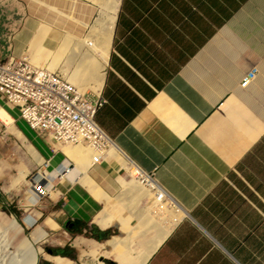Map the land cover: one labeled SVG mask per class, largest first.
Instances as JSON below:
<instances>
[{
	"label": "crops",
	"instance_id": "0c3cea01",
	"mask_svg": "<svg viewBox=\"0 0 264 264\" xmlns=\"http://www.w3.org/2000/svg\"><path fill=\"white\" fill-rule=\"evenodd\" d=\"M28 46L81 89L102 74L113 143L84 161L5 126L0 213L53 237L56 264H264V0H0V59Z\"/></svg>",
	"mask_w": 264,
	"mask_h": 264
},
{
	"label": "built area",
	"instance_id": "2783aa9c",
	"mask_svg": "<svg viewBox=\"0 0 264 264\" xmlns=\"http://www.w3.org/2000/svg\"><path fill=\"white\" fill-rule=\"evenodd\" d=\"M256 74L254 66L241 85L249 84ZM0 99L18 110L17 115L11 114L13 123L22 119L43 138L57 144L88 146L95 159L102 158L113 143L96 121V113L106 99L81 90L63 71L51 70L39 58L35 60L30 46L19 56L0 59ZM46 174V168L39 166L28 177L39 198L49 195ZM138 179L151 186L157 200L163 199L164 191L151 182L150 175Z\"/></svg>",
	"mask_w": 264,
	"mask_h": 264
},
{
	"label": "bare ground",
	"instance_id": "6f19581e",
	"mask_svg": "<svg viewBox=\"0 0 264 264\" xmlns=\"http://www.w3.org/2000/svg\"><path fill=\"white\" fill-rule=\"evenodd\" d=\"M105 8L108 9L109 11H112L113 13H115V9L113 6H109V7H105ZM108 20H109V22H112V24H113L114 17L112 15H109ZM101 75H99V80H97L94 84L89 85V87H92L98 93L101 90V84H102ZM75 77H76V79L78 78L77 75H75ZM82 89H84V88H82ZM0 120L8 127L9 130H11V131L17 133L19 136L23 137L20 130H18L16 128V126L14 125L15 123L13 124L11 114L1 105H0ZM64 147H65V145H64ZM65 150L70 156L71 155L82 156L87 151V149L85 147L81 146V144L69 145V146H67V148ZM91 153L93 154V152H91ZM85 158L86 157L84 156V159ZM82 159H83V157H82ZM86 160H87V158L84 161H86ZM81 161H83V160H81ZM133 179H135V178H133ZM0 224H1L0 226H4L6 228V230L1 231V236H0V264H38L39 254L43 253V249L40 246H39V248H35L34 243H36L39 238H42V237L44 238L45 235L44 234L35 235L32 239L28 240V242L23 246V248L21 250H18L15 253H11L9 251V247L12 246V243H13V241H11V240L14 238V236H16V234H18L19 232L22 231V227L16 218H13V217L9 218L6 216L0 217ZM5 260H6V263L3 262Z\"/></svg>",
	"mask_w": 264,
	"mask_h": 264
},
{
	"label": "rangeland",
	"instance_id": "374dc122",
	"mask_svg": "<svg viewBox=\"0 0 264 264\" xmlns=\"http://www.w3.org/2000/svg\"><path fill=\"white\" fill-rule=\"evenodd\" d=\"M112 41V40H111ZM32 45H33V42H31L30 43V46L32 47ZM45 45H47L49 48H51V49H54V44H52V42H49V44L48 43H45ZM111 46H112V42H111ZM32 49H33V47H32ZM34 50V49H33ZM32 51V50H31ZM54 51V50H53ZM60 51H61V49L58 47L57 48V52L59 53V54H62V52H63V46H62V52L60 53ZM33 53V52H32ZM61 60H62V57H61ZM72 65V64H71ZM73 67V66H72ZM56 69V68H55ZM99 71H103V70H99ZM64 72V71H63ZM71 80V79H70ZM72 81V80H71ZM91 81H92V78H90L89 79V81H88V85L89 84H91ZM73 82V81H72ZM74 83V82H73ZM75 84H76V82H75ZM87 91H90V93L93 91L90 87H88L87 89H86ZM93 93V92H92ZM94 95L97 97V96H100L96 91L94 92ZM0 105L3 107L4 106V103H3V101L0 99ZM6 107V106H5ZM9 113L11 112L12 114H16L17 115V112H18V110L17 109H11V110H9L8 111ZM10 113V114H11ZM20 122H21V120H20ZM26 123V122H25ZM4 126H3V125ZM26 125L28 126V124L26 123ZM5 124L0 120V133L2 132H4V130H5ZM7 127V126H6ZM29 127V126H28ZM30 128V127H29ZM36 132V131H35ZM37 133V132H36ZM38 134V133H37ZM39 135V134H38ZM39 136H41V135H39ZM42 137V136H41ZM1 216H6V217H9V218H16L17 219V221L20 223V225H21V227H22V231L21 232H19L18 234H16V236H14V238L11 240V241H13V243H12V246H10L9 247V251L11 252V253H15V252H17L18 250H21L22 248H23V246L28 242V240H30V239H32L33 237H34V235L37 233V232H35V231H37V230H34V228H35V224L33 225V226H30V227H25V225L21 222V220H19V218L14 214V213H11L10 211H7V210H4L3 212H1L0 213V217ZM1 225V224H0ZM3 230H6V228L4 227V226H0V236H1V231H3ZM39 233V232H38ZM53 237H51V236H48L47 235V237H45V239H43V240H40V241H38V242H36V243H34V246H35V248H39V246L43 249V253H40L39 254V258H38V264H44L45 262L46 263H48V264H56L55 263V261L53 260V258H52V256H60V255H50V254H53V253H49L48 252V250H47V248H50V247H52V245H53ZM91 253V252H90ZM91 254H93V253H91ZM61 257H63V256H61ZM93 257H94V255H93ZM47 258L49 259V260H51V261H49V260H47ZM64 258H66V259H70V258H67V257H64ZM82 259H84V258H82ZM71 260V259H70ZM73 261V260H72ZM4 263H6V260L5 261H3ZM2 263V262H1Z\"/></svg>",
	"mask_w": 264,
	"mask_h": 264
},
{
	"label": "clouds",
	"instance_id": "9594fccd",
	"mask_svg": "<svg viewBox=\"0 0 264 264\" xmlns=\"http://www.w3.org/2000/svg\"><path fill=\"white\" fill-rule=\"evenodd\" d=\"M3 103H4V102H3ZM5 106H6V104L4 103V106H3V107H4L7 111H9V110L7 109V107H5ZM11 114H12V113H11ZM21 182H22V177L13 180V182H12V184H11L9 190L15 189V188H16Z\"/></svg>",
	"mask_w": 264,
	"mask_h": 264
},
{
	"label": "water",
	"instance_id": "95a60500",
	"mask_svg": "<svg viewBox=\"0 0 264 264\" xmlns=\"http://www.w3.org/2000/svg\"><path fill=\"white\" fill-rule=\"evenodd\" d=\"M48 252H49V253H52V249H51V248H48Z\"/></svg>",
	"mask_w": 264,
	"mask_h": 264
}]
</instances>
